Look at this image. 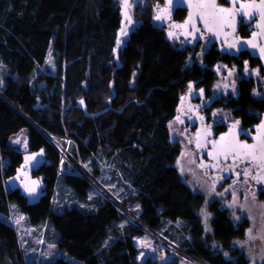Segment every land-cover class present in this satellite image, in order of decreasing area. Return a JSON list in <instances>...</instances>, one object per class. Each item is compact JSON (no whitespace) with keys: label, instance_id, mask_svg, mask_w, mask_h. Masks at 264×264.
<instances>
[{"label":"trees","instance_id":"1","mask_svg":"<svg viewBox=\"0 0 264 264\" xmlns=\"http://www.w3.org/2000/svg\"><path fill=\"white\" fill-rule=\"evenodd\" d=\"M122 7L118 0H0V213L8 217L14 203L27 223L49 225L60 251L39 263L26 259L17 229L0 218V264H185L172 254L164 262L156 255L140 260L134 237L142 230L86 179L57 173L60 156L37 126L58 137L67 134L72 154L89 161L97 179L104 181L100 166L110 164L112 180L124 190L119 198L179 247L211 264H250L234 245L245 238L249 218L235 220L214 199L206 230L200 214L204 194L178 169L181 146L168 130L186 82L201 77L209 89L216 78L211 66L226 59L212 49L205 67L190 65L189 51L155 22L147 1L136 8L119 49L121 66L113 73L114 49L126 28ZM250 86L240 80L237 98L225 103L244 122L252 118L246 110L264 103L250 96ZM113 92L111 109L92 115ZM81 97L88 116L77 107ZM41 148L46 163L32 170L41 189L30 203L8 180L25 150ZM58 180L74 202L53 204ZM166 224L170 230L163 229Z\"/></svg>","mask_w":264,"mask_h":264},{"label":"flooded vegetation","instance_id":"2","mask_svg":"<svg viewBox=\"0 0 264 264\" xmlns=\"http://www.w3.org/2000/svg\"><path fill=\"white\" fill-rule=\"evenodd\" d=\"M194 1L198 5L212 2V0ZM260 1L236 0L234 26L229 14L219 13L211 7H200L201 11H209L210 14L206 18L198 16L192 20V23H188L185 21L188 13L185 2L174 6L171 0H162L161 15H159L160 25L166 35L179 47L189 51L190 65L195 63L200 68L205 67L203 61L205 55L214 49L218 55L226 59L211 66L216 77L219 65L229 69L235 67L240 71L244 69L245 73L247 72L246 75L239 77L237 86L226 88V92L212 91L216 78L209 89L199 83V80H202L201 77L187 81L174 119L183 124L192 134L193 138H190L196 152V160L205 176L214 183H219V186L245 189L255 194L257 198H262L264 195V148L261 147V142L264 141V127H262L264 126V103L263 107L246 110L252 118L245 122L242 116L234 113L235 107L225 106V103L237 98L238 83L242 79L251 83L250 96L264 102V88L260 83L264 82V59L257 55L263 40L257 43L255 48L248 43H252V34L260 28L258 25L262 22L261 17L258 10L246 9L256 12L252 18L243 15L240 10V5H258ZM215 4L217 9L233 7L231 0H215ZM170 33L172 35H169ZM230 45L234 46L230 47ZM254 87L259 89L258 94L253 93ZM218 106L229 109V114L233 117L230 119L212 114ZM198 128H201L204 135L202 144H199L201 147L194 146ZM228 144L250 147L237 148L227 156L220 155L218 148Z\"/></svg>","mask_w":264,"mask_h":264},{"label":"rangeland","instance_id":"3","mask_svg":"<svg viewBox=\"0 0 264 264\" xmlns=\"http://www.w3.org/2000/svg\"><path fill=\"white\" fill-rule=\"evenodd\" d=\"M121 5H123L124 0H118ZM149 2L150 5L155 9L154 16L155 22L160 23L159 19H156L157 16L161 15V5L162 0H130L129 11L131 16L136 17V8L146 2ZM219 72L217 77L212 85V91L226 92V88H231L232 86H237V82L240 76L247 74L243 69L240 71L235 67L224 68L222 65H219ZM264 88V82H260ZM259 90L257 87H254L253 93L258 94ZM229 109L225 107L218 106L213 111L212 114L218 115L220 117L232 118L230 116ZM170 139L173 141H178L181 146V152L176 159V165L180 172L185 175L189 184L194 190L200 191L204 194V202L200 208V214L203 219L204 226L206 230H210V218L211 214L208 210L209 203L218 199L226 206L232 217L235 220H240L243 216L249 218V228L247 229V235L242 240H236L234 243L239 247H242L243 250H246L247 255L251 257V260H257L264 262V198H257L255 194L246 191L245 189H240L238 187L228 186L222 187L219 186V183H214L207 176L203 174L199 168L198 161L196 160V152L193 147L191 138L192 134L186 129L183 124H181L176 119H173L169 122L168 126ZM52 138L58 140L62 151H67L71 155L70 150L72 140L69 136L64 134L62 137L54 136L50 134ZM63 161L64 168L68 169V163L64 158ZM80 164L85 168L92 169L89 161L81 160L76 158ZM104 162L108 160L106 158L102 159ZM101 161V162H103ZM107 171L111 170V165H106ZM58 173V172H57ZM99 178L101 176L99 175ZM56 190L54 191V205H60L63 203L70 204L75 201V197L72 192L65 186V184L58 180ZM102 185H104L111 193L116 197H121L123 194V187L120 186L115 180H112L111 183H107L99 179ZM95 193L93 190L91 194ZM134 212V210H133ZM0 218L5 221L12 223L18 231V236L20 240V245L23 254L26 256V259H33L36 263L42 261V259L54 258V255L58 254L60 251L56 248L54 244V232L53 229L46 224L39 226H33L27 223L25 219V214L21 212L17 206L12 203L10 206L9 216L6 217L0 213ZM140 248L142 252L149 255H156L160 257V260H164L171 256V253L158 247L155 242L151 241L146 235L139 234L137 235ZM142 253L139 252V256ZM140 259V257H139ZM185 264H191L189 261H184Z\"/></svg>","mask_w":264,"mask_h":264},{"label":"water","instance_id":"4","mask_svg":"<svg viewBox=\"0 0 264 264\" xmlns=\"http://www.w3.org/2000/svg\"><path fill=\"white\" fill-rule=\"evenodd\" d=\"M181 2L183 3L185 2L184 5L188 8V13L185 17V21H188V23L190 22L192 23V20L198 16H202L203 18L204 17L206 18V16L210 14L209 11H201L200 7L197 6L198 4L194 0H171V4H173L174 6L180 5ZM129 3H130V0H125L123 7H122L123 15H124V18L126 19V28L123 31L114 49V60L116 62V67L114 68L113 73L116 68H119L121 66V63L118 58L119 49L121 45L123 44L124 40L126 39L128 32L130 31L131 24H132V18H131V15L129 14V9H128ZM260 3H258V5ZM256 10L259 11V9H255V11ZM251 38H252L251 41L254 44H257L263 40V43L260 45L259 49L264 48V34L261 33L260 28L258 29V31L252 34ZM257 55L260 58L264 59V56L261 55L260 50L257 51ZM113 97H114V92L107 99L108 105L105 108L95 113H92V115L94 116L100 115L110 110L111 100ZM77 107L82 109L87 116L90 115L86 112L87 110H86V105H85L83 97L78 99ZM199 129L201 130V128H198L197 130V134L195 136L196 138L194 141V146H197L198 144H202L203 139H204L203 132L202 130L200 131ZM45 154L46 153H45L44 148H41L37 151H32V152L25 150L22 154V163L20 164L18 172L13 178L8 180V183L11 187L13 188L16 186L21 187V193L27 197L30 203H33L37 199L40 193V189H41L40 181L37 178L32 177V170H36L40 168L44 163H46ZM28 157H32L33 159L29 160L27 159Z\"/></svg>","mask_w":264,"mask_h":264},{"label":"built area","instance_id":"5","mask_svg":"<svg viewBox=\"0 0 264 264\" xmlns=\"http://www.w3.org/2000/svg\"><path fill=\"white\" fill-rule=\"evenodd\" d=\"M37 128L45 136V138L54 146V148H56L60 156L57 167V172L59 174L72 173L86 179V181H88V183L93 187V189L98 191L104 198H106L111 204H113L118 211H120L125 217H127L128 220L137 225L142 230V233L146 235L149 239H151V241L155 242V244L161 249L163 248L164 250L170 252L172 255H176L182 258L184 261H189L191 264H211L208 261L179 247L174 241L164 236L160 231L147 225V223L140 219V217L135 211L133 212V210L128 205H126L119 197H116L104 185H102L99 179H97V177L90 171V169L88 170L82 164H80V162L76 159L79 157L74 154L71 155L67 151H62V146L60 145L58 140H55L51 137L50 134L52 133L43 130L39 126H37ZM61 156L69 164L68 169L64 168Z\"/></svg>","mask_w":264,"mask_h":264},{"label":"snow or ice","instance_id":"6","mask_svg":"<svg viewBox=\"0 0 264 264\" xmlns=\"http://www.w3.org/2000/svg\"><path fill=\"white\" fill-rule=\"evenodd\" d=\"M231 2L233 4V7L230 8V9H226V8H218L217 9V6L215 4V0H212V2L210 4L201 3V4L197 5V6L201 7V8L211 7L213 9H216L219 13H227V14H229V16L232 17V26H234V17H235V14H236V8H235L236 0H231ZM246 9H259V15L261 17V21L262 22H261L260 25H258V27H260L261 33L264 34V0H261V3L259 5H256V4L240 5V10L243 12V15L248 16L249 18H252V17H254L256 15V12L248 11ZM160 18H161L160 16L156 17V19H160ZM190 20H191V18H190ZM169 35H172V34L170 33ZM248 43H250L251 47H253V48L257 47V45L254 44V43H251V42H248ZM232 46H234V45H230V47H232ZM260 52H261V55L264 56V48H261ZM189 88H191V85H189ZM237 123H239V122H237ZM262 127H264V126H262ZM197 146L201 147V145H199V144ZM214 147H217V145H214ZM248 147H250V146H248V145H232V144H228V145L220 146L218 148V152H219L220 155L227 156L230 153L236 151L237 148H248ZM261 147L264 148V141L261 142ZM210 155H212V153H210ZM27 159L30 160V159H33V158L32 157H28Z\"/></svg>","mask_w":264,"mask_h":264},{"label":"crops","instance_id":"7","mask_svg":"<svg viewBox=\"0 0 264 264\" xmlns=\"http://www.w3.org/2000/svg\"><path fill=\"white\" fill-rule=\"evenodd\" d=\"M21 148H22V149H25V148H23V146H21ZM110 171H111V170L107 171V169H104V167H101V166H100V176H101V177L103 178V180H104L105 182H107V183H111L112 179H114V178H112V174H111ZM115 182H116V181H115ZM122 189H123V188H122ZM171 223H172V222H170V225H171ZM177 223H178V221H175L174 224H177ZM170 225H169V224H168V225L166 224V225L163 227V229H164V230H166V229H169V230H170V229H171V228H170V227H171ZM248 228H249V226H248ZM248 228H247V229H248ZM207 231H209V230H207ZM246 235H247V230H246ZM245 237H246V236H245ZM241 240H242V239H241ZM137 241H138V238H137V236H135V237H134V242H135V243L139 246V248H140L141 246H140V244L137 243ZM235 241H236V240H235ZM235 241H234V242H235ZM234 245H235V246H238V245H236L235 243H234ZM238 247H239V246H238ZM240 248H242V247H240ZM244 251L246 252V250H244ZM139 252L142 253L140 256H139V253H138V258L140 257V260H141L144 256L150 254L149 252H147V253L144 252V253H143L141 248L139 249ZM246 254H247V252H246ZM248 257H249V256H248ZM166 259H167V258H166ZM166 259H164V260L162 259V260H160V261H163V262H164ZM249 259H250V264H259V263H263V262H261L262 260H260V261H257V260L252 261V260H251V257H249Z\"/></svg>","mask_w":264,"mask_h":264}]
</instances>
